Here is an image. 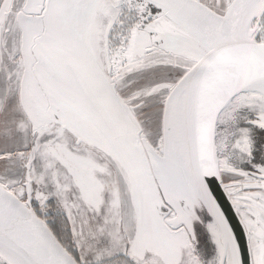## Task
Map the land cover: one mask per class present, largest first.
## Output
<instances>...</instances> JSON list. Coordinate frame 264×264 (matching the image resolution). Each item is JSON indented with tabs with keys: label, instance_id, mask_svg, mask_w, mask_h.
I'll list each match as a JSON object with an SVG mask.
<instances>
[{
	"label": "snow or ice",
	"instance_id": "snow-or-ice-1",
	"mask_svg": "<svg viewBox=\"0 0 264 264\" xmlns=\"http://www.w3.org/2000/svg\"><path fill=\"white\" fill-rule=\"evenodd\" d=\"M0 264H264V0H0Z\"/></svg>",
	"mask_w": 264,
	"mask_h": 264
}]
</instances>
